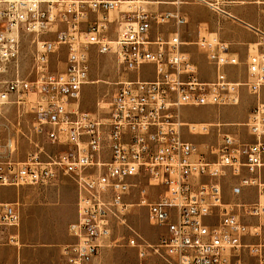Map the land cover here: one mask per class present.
<instances>
[{
  "label": "built area",
  "instance_id": "2783aa9c",
  "mask_svg": "<svg viewBox=\"0 0 264 264\" xmlns=\"http://www.w3.org/2000/svg\"><path fill=\"white\" fill-rule=\"evenodd\" d=\"M191 1L234 18L226 0ZM154 4L0 0V105H16L18 117L31 115V133L66 146L40 161L43 147L35 140L36 149L20 161L11 155L14 140L0 138V186L46 184L60 175L75 180L76 215L67 225L71 241L61 248L66 264H89L106 244H116L114 233L121 227L140 258L155 255L165 264H264V102L258 100L242 123L253 141L221 132L220 124L185 122L181 115L184 107L238 105L242 88L258 97L264 52H251L246 78L234 80L228 69L239 60L228 43L216 34L184 41L177 30L163 33L160 26L186 20L174 11L152 10ZM250 28L256 45H264V31ZM47 33L54 38L39 39ZM24 34L34 37L37 48L32 79L20 75L17 65ZM61 45L67 50L64 65L52 70L49 57ZM190 46L204 55L206 76ZM93 49L115 56L133 76L116 82L103 111L88 112L79 98ZM144 67L150 76L142 75ZM212 132L216 140L204 142L203 150L186 137ZM249 189L255 191L252 202L242 198ZM134 205L145 207L148 223L161 229L155 242L128 224ZM19 220L14 203L0 201V225L17 226Z\"/></svg>",
  "mask_w": 264,
  "mask_h": 264
},
{
  "label": "rangeland",
  "instance_id": "374dc122",
  "mask_svg": "<svg viewBox=\"0 0 264 264\" xmlns=\"http://www.w3.org/2000/svg\"><path fill=\"white\" fill-rule=\"evenodd\" d=\"M114 17H116L115 13L110 15L111 19ZM159 30L168 33L174 29L170 26H160ZM203 35L207 36V34ZM33 38L29 34L23 35L17 60L19 74L30 79L35 77L33 57L37 52ZM46 38L52 39L54 34L47 33L39 37V39ZM189 49L194 51V60L198 67L202 68L203 76H206L205 69L208 70V66L204 55L196 52L192 46ZM66 53V47L61 45L57 53L50 55L49 68L52 70L62 68ZM127 74L133 76V73L130 74L121 69L115 56L97 54L93 49L89 55L88 82L83 86L79 98L80 108L88 112L103 111V107L107 106V102L116 90V82ZM142 75L150 76L149 70L144 67ZM238 105L184 107L181 109L182 120L205 122L204 119L213 117L218 110L225 107L234 108ZM18 113L22 112L17 109L16 105H0V138L5 141L11 137L14 140L11 147L14 149L11 153L12 158L25 160L27 154L36 149L35 140L39 146L43 147L44 153H41L38 159L40 161L48 160V154L53 155L66 149L64 145L52 144L49 140L31 133L29 128L31 115L24 114L18 117ZM244 122L223 124L218 121L215 124H220L221 132H234L242 141H253L242 124ZM20 130L24 134H21ZM186 137L197 143L200 150H203L204 142H215L216 140L214 132L207 136L188 134ZM3 153L7 154V149ZM225 180L223 182L228 186L230 181ZM77 193V184L68 175H60L46 184L0 186V201L14 203L20 213L17 226L0 225L2 242L7 245L6 247H14L16 251L15 259L11 255L12 252L0 251V264H66L61 248L71 241L67 234V225L76 215ZM242 198L246 202L254 201L255 191L249 189L242 195ZM128 224L151 243L156 241L161 230L148 223L146 208L136 205L130 207ZM114 234L117 239L116 244H106L89 264H165V261L155 255L140 258L136 248L126 244L129 231L125 227L119 228ZM262 237H264V228H262Z\"/></svg>",
  "mask_w": 264,
  "mask_h": 264
},
{
  "label": "crops",
  "instance_id": "0c3cea01",
  "mask_svg": "<svg viewBox=\"0 0 264 264\" xmlns=\"http://www.w3.org/2000/svg\"><path fill=\"white\" fill-rule=\"evenodd\" d=\"M150 8L158 11H174L185 17L186 22L179 26H170L177 30L184 41H194L203 34H216L229 44L230 51L239 60L238 65L228 69L234 80H244L247 75L248 56L253 51L264 52V45L257 46V35L250 27L264 31V0H226L225 8L233 19L217 15L205 5L191 0L179 3V0H152ZM240 104L234 108H222L213 117L204 119L208 123L237 124L246 121L250 108L258 101L264 102V87L258 97L249 95L242 88ZM215 109H213V112ZM199 121V120H197ZM0 234V251H9L16 258L14 247H6Z\"/></svg>",
  "mask_w": 264,
  "mask_h": 264
}]
</instances>
